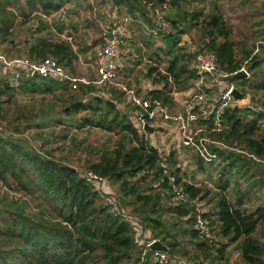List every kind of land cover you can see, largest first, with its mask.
I'll return each instance as SVG.
<instances>
[{
	"label": "trees",
	"instance_id": "trees-1",
	"mask_svg": "<svg viewBox=\"0 0 264 264\" xmlns=\"http://www.w3.org/2000/svg\"><path fill=\"white\" fill-rule=\"evenodd\" d=\"M137 1L143 0H112V3L113 8L119 10L126 5L129 18L144 22L145 26H139L148 42H164V46L155 49V52L160 59L163 57L160 50L164 51L169 61L165 70L154 62L146 72L147 78L160 85L149 91V97L162 100L172 110L175 107L174 92L187 90L198 77L194 64L197 53L204 49L213 51L221 68L229 73L239 71L246 65L249 76L239 78L233 74L228 80L242 86L252 83L255 90H264V25H259V29L254 31L253 35H259L262 41L256 45L250 43L251 40L256 41V36L233 39L235 28L228 23L225 14L216 8L213 13L205 14L203 11L184 9L179 0H157L159 6L169 1L170 7L175 9V15H167L165 20L171 26L170 31L162 33L155 22L156 18L141 4L136 7ZM250 1L240 0L239 5H247ZM66 2L27 0L26 6L18 7V16L22 17L21 24H27V19L34 17L40 22V26L22 41L26 48L24 53L31 60L53 57L73 70L79 59L78 52L71 42L56 37L42 18L61 10ZM0 15H3L0 43L9 41L12 47L21 44L8 39L18 24L17 15L1 6ZM117 17L113 16L109 29L122 24ZM200 24L205 44L190 53L182 45V39ZM127 29L129 32V26ZM45 30L48 32L44 33ZM58 30V34H63L67 28L61 25ZM128 35L125 40L131 41V34ZM96 88L94 84H82L79 92L73 91L67 83L39 76L23 77L17 83H12L8 72L0 64V120L7 119L8 108L4 106L18 92L57 97L58 103L43 105L40 114L17 119L18 122L23 121L20 124H25V121L27 124L22 130L20 125L14 126L16 133H22L27 128L45 130L60 127L57 136L63 131L85 128H98L120 135L114 147L90 146L87 169L117 186V194L111 191L117 200L120 198L131 208L123 209L127 217L113 216L103 195L81 176V170L69 162L47 157L41 151L27 149L20 141L0 134V181L9 189L3 193L0 191L3 195L0 198V264H157L153 260L152 249L148 248L147 253L140 249L134 226L138 224L150 231L153 238L161 241L175 255L182 251L181 241L178 233L170 234L166 216L170 223L173 220L185 221L188 227L183 231L189 238L187 243L197 251L208 257L212 251L223 255L227 245L217 246L216 238L208 242L196 228V207L171 201L170 177H175L176 182L182 184L184 191L193 199H205L209 191L205 190L203 184L182 183L181 159L177 151L172 150L169 155L160 151L135 119L119 107L124 101L122 93L112 90L111 97H104ZM214 90L218 95L219 89ZM241 91L245 98L247 91L243 87ZM5 96L9 101L4 99ZM61 101L62 104L59 103ZM81 113L86 115L79 117ZM217 114L216 109L211 110L199 123L212 125L217 120ZM220 118L229 128L211 135L226 145L213 147L217 159L206 162L193 149L201 171H208L211 167L220 170L217 185L221 190L217 193L216 207L202 216L212 232L217 230L219 235L228 238L229 243L239 242L242 259L247 264H259L264 256V240L258 236L264 225V201L256 207L249 205L261 200L257 187L264 185V174L258 168L260 179L253 183L249 171L255 167L256 161L264 162V109H241L232 103L223 110ZM62 138L66 139L67 134ZM74 142L76 147L79 146L78 141L74 139ZM254 174L252 172L251 176ZM236 175L239 177L231 180ZM240 179L246 187H242ZM231 185L234 196L227 194ZM10 191L24 192L31 197L39 194L46 206L41 203L39 207L42 209L33 207L18 198L8 202Z\"/></svg>",
	"mask_w": 264,
	"mask_h": 264
},
{
	"label": "rangeland",
	"instance_id": "rangeland-1",
	"mask_svg": "<svg viewBox=\"0 0 264 264\" xmlns=\"http://www.w3.org/2000/svg\"><path fill=\"white\" fill-rule=\"evenodd\" d=\"M17 0H0V6L1 8H5L7 11H13L16 15V23L17 26L12 32L13 34L8 39H13L15 43H21L19 45L11 46V44L8 42L0 43V53L5 54L6 57L9 59H18V58H29L25 53V46L22 44L23 40L26 37H29L30 33H32L35 29L40 26L39 19L34 17L27 22V24H21L22 17L18 16L20 14V11L18 9L19 6H26L27 0H19L18 3H16ZM57 1H67L64 5V7L55 12L51 15H44L42 18L47 22V24L50 25L52 29V33L56 35V37H61V39H66L69 42H71L74 46V49L80 54L82 51L85 52L86 55L82 57L83 63L87 62L88 64L81 65L80 60L78 61V64H75L73 67L74 74L86 76L91 79L97 78V63H96V54L97 50L102 46L103 42V36L106 30L109 29V26H111V21L113 19L114 15H117L118 21L122 24L128 23L129 26V33L131 34V41L130 46L132 49H134L137 53V55L140 56L139 62L137 60L135 61H129L126 65V78L129 79L130 83L135 84L139 87L141 91L143 89L144 85V74L148 71V69L154 64H159L162 70H165L167 67V61H169L168 57L165 55V52L161 51V54L163 55L162 58L158 59L155 49L159 48L160 46H164V42L161 40H155L153 42L147 41L146 37L144 36V32H142L141 27L135 22H132L130 20H127L129 17L128 14V7L126 5H123V8H113L112 0H57ZM237 1V0H235ZM240 1V0H238ZM139 7L140 4L147 9L149 14L153 16L155 19L156 24L160 23L159 16L161 15L163 19L161 20L164 22L167 15H175V9L172 7H169L168 9H160L159 4L157 0H143V1H137ZM169 2V1H168ZM181 5H183L184 9L190 10V11H203L205 14L207 13H213L214 12V0H179ZM234 2V1H233ZM155 5V6H154ZM117 11V12H116ZM159 12V13H158ZM180 13V12H178ZM178 13L176 15H178ZM148 14V15H149ZM149 15V16H150ZM3 15H0V25H1V19ZM24 19V18H23ZM151 19V18H150ZM127 20V21H126ZM153 20V19H152ZM229 24L233 27H236V29H233V39H244L249 36V32L247 29L243 27V23H233V19L228 18ZM202 21V20H200ZM20 24V25H19ZM190 24V23H189ZM188 24V25H189ZM233 24V25H232ZM65 26L67 30L62 34H58V27L59 26ZM126 26V25H125ZM126 26V27H127ZM159 28V26L157 25ZM202 25H198L197 27H194L191 29V32L188 35H185L182 39V45L184 46L185 50L193 53L197 49H200L205 44V38H204V31L202 30ZM48 30H45L44 33H47ZM71 36L72 38L68 39V37ZM128 42V43H129ZM152 43L149 47V44ZM141 48H143L141 50ZM85 49V50H84ZM140 49V50H139ZM141 51V52H140ZM264 53V52H263ZM80 59V58H79ZM142 61V62H141ZM141 62V63H140ZM158 62V63H157ZM82 68H79L81 67ZM90 70L88 74H86V68ZM94 69L96 70L95 72ZM248 69V68H247ZM8 78V77H6ZM146 80L148 79L145 77ZM9 79V78H8ZM93 85V84H92ZM252 83H246L245 86L239 85V83L235 82V86L237 89L241 91L242 87L245 88L247 91V95L245 98H242L241 100H237L236 102H233L234 105L238 106L241 109L252 107H257L258 109H264V90L259 91L255 90L252 86ZM97 87V86H96ZM100 95H103L102 93L105 91H102V89L96 88ZM105 90L111 91L115 90V88H112V86H108L103 88ZM78 91V90H77ZM80 91V90H79ZM78 91V92H79ZM102 91V93L100 92ZM116 91V90H115ZM177 94L179 92L181 93V96L183 97L184 91H176ZM242 92V91H241ZM74 93V92H73ZM77 93V92H76ZM104 96V95H103ZM6 101H9L7 96H5ZM88 99V98H87ZM51 103H58L57 97L52 95H32V94H24V93H16L15 96L10 100V102L4 106L7 107V119L6 120H0V134H3L4 136L8 138H13L15 140L20 141L27 149L41 151L43 154H46L47 157L54 158L56 160H61L63 162H69L72 165H74L78 170H86L87 160L90 159V146H101L104 145L105 147H114V145L117 143V141L120 139L119 134H114L104 131L102 129L98 128H85L83 130H70L69 132L63 131L60 136H57V133H60L61 128L60 127H54L51 129H45V130H38L35 128H27L28 130L22 132V133H16L14 131V126L20 125V129L22 130L24 127H26L27 122L25 121V124H20L21 122H18L17 119L22 117H32L35 115V113H41V110L44 109L43 105H48ZM63 103V101L59 102ZM178 110V109H175ZM173 111V109H172ZM49 112V107L46 108V113ZM85 113H81L79 117L85 116ZM38 118H41L39 116ZM37 120H34L33 123H36ZM43 133V134H40ZM67 134V138L63 139L62 136ZM160 134V133H159ZM161 139V136L155 135L154 138ZM212 139L217 141L214 137L210 136ZM79 142V146H75V142ZM168 151V150H167ZM187 156L185 155L184 159L181 162L182 168H181V177H182V183L183 181L187 182H193L197 185L203 184L205 187V190H208L209 194L206 196L205 199L197 200L198 201V208L202 213H207L210 211H213L217 204V193L221 190V188H218L217 181L219 179L220 170L217 168H210L208 171H201L198 168V165L196 164L194 154L191 151L186 152ZM260 160L256 161V165L254 168H252L249 172V177L252 178L251 182H255L259 178L260 170H262V173L264 174V170L262 169L264 166V162H259ZM256 168V169H255ZM255 169V170H254ZM257 171V173L255 172ZM252 172H254V176H251ZM192 174L194 176H192ZM262 174V175H263ZM239 177V175H236L234 177H231V180H235V178ZM242 187H246L243 180L240 179ZM111 187L117 194V186H114L111 184ZM182 185V184H181ZM260 185V184H258ZM0 187H1V193L9 191V189L5 186H3V182L0 181ZM232 185L229 188L227 194L234 196V190L232 189ZM260 193L261 200H256L253 202L250 207H256L261 201H264V185L260 188L257 187ZM0 193V198H3V195ZM8 202L11 200H14L16 198L21 199L23 201L29 202L33 207H39L41 205L42 201L39 194L31 196H26L24 192H8ZM40 198V199H39ZM39 199V200H37ZM120 206L123 209L131 210L128 205L123 203V201L119 198L118 200ZM42 205L45 207V203H42ZM42 209V207H39ZM39 210V209H38ZM166 220L169 224L168 228L170 231V234H176L178 233V238L181 241V252H176L175 255L179 257L180 261L183 263H192V264H203V263H209V264H247L241 256L240 252V244L238 243H229L228 238L222 237L218 234V231L216 230L213 232V235L215 236L216 240L215 243L217 246L227 245L225 249V253L223 255H220L219 253L212 251L211 255L208 257L205 254L201 253L200 251H197L193 246L189 245L187 241H189V238L184 235L183 229L185 227H188L184 222L185 221H178L176 220L170 221L168 220V217L166 216ZM168 230V229H167ZM150 232V231H149ZM151 234V233H150ZM258 236L264 240V225L262 226L261 230L259 231ZM152 237V236H151ZM149 240V239H148ZM147 241V239H146ZM229 243V244H227ZM140 249H142L144 252L147 253L148 248L146 245H141ZM189 253H187V251ZM187 253V256H184ZM153 255V260H154ZM155 261V260H154ZM259 264H264V256L262 257V262Z\"/></svg>",
	"mask_w": 264,
	"mask_h": 264
},
{
	"label": "built area",
	"instance_id": "built-area-1",
	"mask_svg": "<svg viewBox=\"0 0 264 264\" xmlns=\"http://www.w3.org/2000/svg\"><path fill=\"white\" fill-rule=\"evenodd\" d=\"M169 7L168 2H165L163 6H159L160 9L164 10ZM159 18L160 23H158V26L162 33L170 31V24L166 21L162 22L163 17L161 15ZM155 33L157 34L156 31ZM127 35L128 29L125 25H117L106 30L102 46L97 50L96 54L97 78L94 81L74 74L53 57L33 61L30 58L9 59L5 54L0 53V64L8 72L12 83H17L23 77L34 76L35 72H37L39 77L67 83L73 91L79 90L82 84L86 86L94 84L102 91H104L103 88L108 86L116 87L128 96L133 108V117L142 131L146 132V124L157 127L162 126L164 122L175 123L179 137L185 146L193 148L206 162L216 160L217 154L214 152L213 147H226V145L220 141H215L210 136L214 133L224 132L229 128L220 118L223 110L237 101L232 94V91L236 88L235 82L228 79L239 72L249 76L250 73L246 65L239 71L229 73L221 68L213 51L209 49L199 51L194 65L198 77L193 80L188 89L189 94L184 100L183 108L179 111H172L169 105L158 98L140 96L137 89L130 87L121 79L123 71L122 48ZM215 88L219 89L218 95H215ZM176 93L174 92V95ZM214 109L218 112L217 120L212 125L200 124V119L204 116L207 117L209 111ZM80 174L96 191L103 195L109 212L113 216L127 217L113 192L108 190L109 181L105 177L90 169L82 170ZM170 182L172 189L171 201L176 204L195 206L197 211L196 228L204 239L208 242H213L215 236L209 224L203 218V213L198 208L197 199L191 198L184 191V188L176 182L175 177L171 176ZM134 228L137 236L138 234H143L142 230L144 229L140 225L135 224ZM146 233L149 240H141L137 237V241L139 244L146 245L147 248L151 249V245L159 240L151 237L149 232ZM153 251L154 260L157 264H187L180 261L178 256L172 255L169 251Z\"/></svg>",
	"mask_w": 264,
	"mask_h": 264
},
{
	"label": "crops",
	"instance_id": "crops-1",
	"mask_svg": "<svg viewBox=\"0 0 264 264\" xmlns=\"http://www.w3.org/2000/svg\"><path fill=\"white\" fill-rule=\"evenodd\" d=\"M239 2L240 1H238V0L237 1H235V0H214V8H216L217 10H219L223 14H225V17H226V20L228 21V23H229L228 18H230V19H233V21H232L233 23L245 24V25H243V27L245 29H247L250 37L256 36L254 38V40H256V41L251 40L250 43H256V45H259L262 42L261 40H259V38H260L259 35H253V34H254V31L259 29V27H260L259 25H264V0H253V1L251 0L247 5H239ZM127 20H130L134 23L136 22L138 25L142 24L143 26H145L143 21L134 20L131 18H128ZM127 22L128 23H124V24H120V25H126L127 26L128 24H130L129 21H127ZM234 28L236 29V27H234ZM70 38H72V37L69 36L68 39H70ZM129 41L130 40H125V43H124L123 48H122L123 71H122L121 79L124 80L125 83L128 84L130 87H134L135 89H137L140 96L149 97L148 96L149 91L159 88L160 85L154 84L153 81L149 78L146 80V78H145V77H147L146 73L144 74V80H143L144 85H143L142 90H144V91H141L138 86H136L133 83H130L129 79L126 78V75H127L126 74V68L128 66L126 64L129 61L131 62V61L137 60V62H139V60H141L140 56L137 55V53H135L136 51L134 49H132L131 47H129L130 46ZM142 49L143 48H141V50ZM256 50L258 51L259 48H257ZM84 55H86V54L82 51L79 54L80 59H78V61L80 60L81 65L86 66L88 63L87 62L83 63V61H82V57ZM127 60H129V61H127ZM78 61H76L75 64H78ZM85 66H84V68H86V70H87L86 74H88L90 72V70L87 69V67H85ZM79 68H82V66ZM95 71L96 70L94 69L93 72H95ZM84 77H86V76L84 75ZM86 78L89 80H92V81L95 80V78L94 79H91L88 77H86ZM112 88H115V90H117L119 93L123 94L124 101L119 104V107L122 110H126L129 113L130 117L134 118L133 117V108L129 102L128 96L123 91H121L120 89H118L116 87H112ZM188 89L184 91L183 97L181 96L180 92H179V94L176 93L174 95L175 107L172 108V109H174L173 111H179L183 108L184 100L187 97V95L189 94ZM104 91L105 92H103V93L101 92L104 95V97H111L112 96L111 91H108L105 89H104ZM175 109H178V110H175ZM152 126H154V125H152ZM154 127L156 128V130L154 132L150 133V132L146 131L145 134H146V136L149 137L150 140H152V142L155 143L156 146L159 147L160 151L163 152L165 155H169L172 150H176L177 154L180 157L181 162H182L185 155L187 156L186 152L191 151L193 153V148L185 146L182 143V141L179 137V134H178L177 126L175 123L164 122L162 126H157V127L154 126ZM155 135H158V136L160 135L161 139L159 140L157 137L154 138ZM181 162H180L179 166L182 167L183 165H181ZM107 188L110 191L113 190V188L110 185V182H109V185L107 186ZM142 231H143V234L142 235L138 234V236H137V232H136V237H139L141 240L148 239V235L146 232H149V231L148 230H142Z\"/></svg>",
	"mask_w": 264,
	"mask_h": 264
},
{
	"label": "water",
	"instance_id": "water-1",
	"mask_svg": "<svg viewBox=\"0 0 264 264\" xmlns=\"http://www.w3.org/2000/svg\"><path fill=\"white\" fill-rule=\"evenodd\" d=\"M244 75H245V73L239 72L235 76L240 78V77H242ZM34 76L35 77H38V73L35 72ZM232 94H233V96H234V98L236 100H240V99L243 98V93L239 89H237V88H235L232 91ZM145 129H146V131H148L150 133H152V132H154L156 130V128L154 126L149 125V124H146L145 125ZM151 249L152 250H164V251H168V247L166 245H164L161 241H156L155 243H153L151 245Z\"/></svg>",
	"mask_w": 264,
	"mask_h": 264
}]
</instances>
